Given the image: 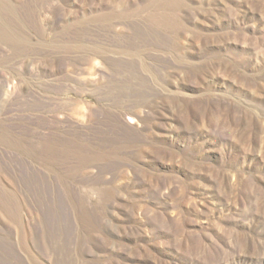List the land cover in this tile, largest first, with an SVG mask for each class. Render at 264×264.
I'll use <instances>...</instances> for the list:
<instances>
[{
	"label": "rangeland",
	"instance_id": "1",
	"mask_svg": "<svg viewBox=\"0 0 264 264\" xmlns=\"http://www.w3.org/2000/svg\"><path fill=\"white\" fill-rule=\"evenodd\" d=\"M0 264H264V0H0Z\"/></svg>",
	"mask_w": 264,
	"mask_h": 264
}]
</instances>
